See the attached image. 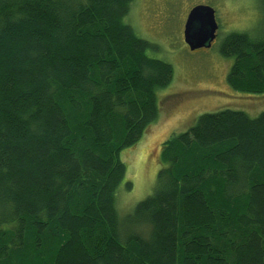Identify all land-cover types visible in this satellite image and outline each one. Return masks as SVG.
I'll return each mask as SVG.
<instances>
[{
  "label": "trees",
  "instance_id": "16d2710c",
  "mask_svg": "<svg viewBox=\"0 0 264 264\" xmlns=\"http://www.w3.org/2000/svg\"><path fill=\"white\" fill-rule=\"evenodd\" d=\"M133 2L0 0V264H264V111L170 136L152 194L119 215L120 155L173 78ZM219 52L234 91L264 94V34Z\"/></svg>",
  "mask_w": 264,
  "mask_h": 264
},
{
  "label": "rangeland",
  "instance_id": "374dc122",
  "mask_svg": "<svg viewBox=\"0 0 264 264\" xmlns=\"http://www.w3.org/2000/svg\"><path fill=\"white\" fill-rule=\"evenodd\" d=\"M211 7L218 23L217 36L209 49L189 51L183 42V25L195 6ZM135 34L155 48L150 55L171 65L173 78L157 94L159 113L141 140L120 155L126 166L119 188L117 210L121 217L150 196L162 165V144L172 135L192 127L205 113L241 111L256 118L264 111V94L234 91L227 84L232 57H223L220 45L233 33L252 37L264 34V0H134L126 18Z\"/></svg>",
  "mask_w": 264,
  "mask_h": 264
},
{
  "label": "water",
  "instance_id": "95a60500",
  "mask_svg": "<svg viewBox=\"0 0 264 264\" xmlns=\"http://www.w3.org/2000/svg\"><path fill=\"white\" fill-rule=\"evenodd\" d=\"M217 31L215 11L211 7L198 5L187 14L182 32L183 42L191 52L209 49L216 39Z\"/></svg>",
  "mask_w": 264,
  "mask_h": 264
}]
</instances>
